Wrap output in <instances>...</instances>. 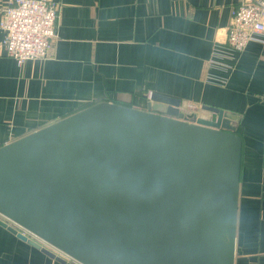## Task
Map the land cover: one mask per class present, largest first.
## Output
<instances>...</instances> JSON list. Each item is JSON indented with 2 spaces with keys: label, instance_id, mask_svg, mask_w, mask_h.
I'll use <instances>...</instances> for the list:
<instances>
[{
  "label": "water",
  "instance_id": "obj_1",
  "mask_svg": "<svg viewBox=\"0 0 264 264\" xmlns=\"http://www.w3.org/2000/svg\"><path fill=\"white\" fill-rule=\"evenodd\" d=\"M145 100L97 101L0 145V226L62 264L73 263L55 251L81 264H234L240 114Z\"/></svg>",
  "mask_w": 264,
  "mask_h": 264
},
{
  "label": "crops",
  "instance_id": "obj_2",
  "mask_svg": "<svg viewBox=\"0 0 264 264\" xmlns=\"http://www.w3.org/2000/svg\"><path fill=\"white\" fill-rule=\"evenodd\" d=\"M53 1L45 57L17 63L0 28V145L97 101L144 108L148 93L178 98L196 117L213 116L203 106L238 113L234 264H264V43L226 45L231 9L243 0ZM0 264L62 263L0 226Z\"/></svg>",
  "mask_w": 264,
  "mask_h": 264
},
{
  "label": "built area",
  "instance_id": "obj_3",
  "mask_svg": "<svg viewBox=\"0 0 264 264\" xmlns=\"http://www.w3.org/2000/svg\"><path fill=\"white\" fill-rule=\"evenodd\" d=\"M230 14L226 30V45L230 50L241 52L251 42L264 43V0L240 1ZM57 17L58 6L53 0H8L0 13L5 54L19 64L27 59L45 57L56 36ZM180 110L189 117L196 116L181 105ZM13 226L27 236H34L19 225ZM55 252L67 262L81 264L60 251Z\"/></svg>",
  "mask_w": 264,
  "mask_h": 264
},
{
  "label": "trees",
  "instance_id": "obj_4",
  "mask_svg": "<svg viewBox=\"0 0 264 264\" xmlns=\"http://www.w3.org/2000/svg\"><path fill=\"white\" fill-rule=\"evenodd\" d=\"M87 106V105H86ZM237 133L240 135L239 130H237Z\"/></svg>",
  "mask_w": 264,
  "mask_h": 264
}]
</instances>
